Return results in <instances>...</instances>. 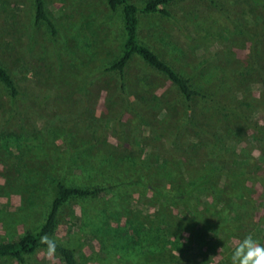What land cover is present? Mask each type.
Segmentation results:
<instances>
[{
  "label": "rangeland",
  "instance_id": "obj_1",
  "mask_svg": "<svg viewBox=\"0 0 264 264\" xmlns=\"http://www.w3.org/2000/svg\"><path fill=\"white\" fill-rule=\"evenodd\" d=\"M220 2L223 10L179 0L172 17L141 15L140 38L209 89L228 68L233 84L220 93L241 107L231 119L210 102L190 107L137 54L122 88L120 73L107 71L123 51L122 8L46 0L59 28L54 39L47 23L35 22V0H0V61L22 91L13 98L0 81V242L41 225L51 186L63 178L108 189L72 199L60 213L54 238L86 264H231L243 237L264 244V0ZM222 153L236 155L226 156L229 174L216 172ZM169 221L174 242L157 261L147 249L137 251L140 260L116 248L120 238L135 239L134 228L167 244ZM27 259L66 264L45 249Z\"/></svg>",
  "mask_w": 264,
  "mask_h": 264
},
{
  "label": "trees",
  "instance_id": "obj_2",
  "mask_svg": "<svg viewBox=\"0 0 264 264\" xmlns=\"http://www.w3.org/2000/svg\"><path fill=\"white\" fill-rule=\"evenodd\" d=\"M177 1L179 0H145L142 4H138L134 0H105L107 5L114 12L122 8L126 32L123 51L120 57L107 68V71H117L120 73L122 88L124 89L127 67L133 58V55L137 54L148 65L164 74L180 90L190 107L197 99L203 102H210L218 114H221L227 119H231L233 116L232 113L235 111L236 113L239 112L241 107L240 105L231 106L220 93L222 88L233 84V82H230L232 78L229 75L230 70L223 66L224 63H221V66L224 67L222 68L224 75L221 77V83L216 89L212 90L207 88L204 84L195 82L193 77L185 76L180 73V71L173 64L161 57L151 46L144 43L140 38L141 15L161 14L167 17H172L173 11L170 6ZM209 1L218 5L223 10L220 0ZM35 7V22L37 24L42 22L47 23L53 38L57 39L59 36V28L47 9L46 0H35ZM240 69L241 68H239V66L238 68H235V75L240 74L242 70ZM0 81L8 88L9 93L13 98H17L22 94V91L13 75L1 61ZM259 130L260 129L257 128V132ZM220 156L221 159L217 165L216 172L223 175L231 173L232 171L228 169L226 165V156L236 155L222 153ZM231 175L234 176V174ZM243 175L244 174L236 175V178L242 182L241 179H243ZM207 181H209V178L205 179V182ZM107 190V188L99 186L70 185L63 178L57 179L51 186L52 199L41 225L37 229H28L23 235L18 236L14 240L1 241L0 260L15 259L21 264H26L28 261L27 257L29 255H34L41 249L50 251L49 243L43 239L44 237H47L55 244V249L52 252H55L63 258L66 264H86L80 258L75 247L65 245L54 238L60 224V213L65 204L72 199L99 198ZM210 193L215 194L213 191ZM199 218L201 225H208V222H206L202 216H199ZM168 224V227H163L162 229L166 230L164 234H166V238L170 240L173 239V237H170L171 233L168 229L173 228L174 224H172L171 221H169ZM208 226L210 227V225ZM134 229L136 230L135 239L126 241V239L120 238L116 241V248L122 253V256L124 254L127 257L141 260L142 257L137 251L147 249L146 251L152 253V259L153 262H155L158 258L164 256V252L171 249L168 243L172 244L174 240L168 241L167 244H162L158 241L159 239L155 238V234L151 229H143V231L138 228ZM157 230L159 231L160 229ZM211 231L213 230L211 229ZM176 232L178 231H173L172 235H174V238L176 235L174 233Z\"/></svg>",
  "mask_w": 264,
  "mask_h": 264
},
{
  "label": "clouds",
  "instance_id": "obj_3",
  "mask_svg": "<svg viewBox=\"0 0 264 264\" xmlns=\"http://www.w3.org/2000/svg\"><path fill=\"white\" fill-rule=\"evenodd\" d=\"M50 251H54L55 244L47 237ZM231 264H264V244L259 243L251 234L243 237L230 256Z\"/></svg>",
  "mask_w": 264,
  "mask_h": 264
}]
</instances>
